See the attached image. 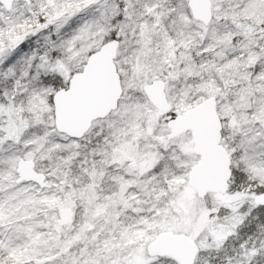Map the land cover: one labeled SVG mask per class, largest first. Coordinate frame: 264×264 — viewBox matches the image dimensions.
<instances>
[{
	"label": "snow or ice",
	"instance_id": "obj_1",
	"mask_svg": "<svg viewBox=\"0 0 264 264\" xmlns=\"http://www.w3.org/2000/svg\"><path fill=\"white\" fill-rule=\"evenodd\" d=\"M0 264H264V0H0Z\"/></svg>",
	"mask_w": 264,
	"mask_h": 264
}]
</instances>
